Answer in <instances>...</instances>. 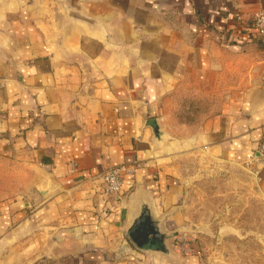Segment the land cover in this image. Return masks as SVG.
Returning a JSON list of instances; mask_svg holds the SVG:
<instances>
[{
  "label": "crops",
  "instance_id": "1",
  "mask_svg": "<svg viewBox=\"0 0 264 264\" xmlns=\"http://www.w3.org/2000/svg\"><path fill=\"white\" fill-rule=\"evenodd\" d=\"M261 11L264 0H0V110L17 158L15 197L0 201V264L158 262L125 233L136 196L170 212L165 227L181 200L179 170L155 156L146 122L175 147L253 164L264 44L249 25ZM193 106L198 121L182 119ZM117 166L131 174L112 199L96 177ZM188 241L186 264H201Z\"/></svg>",
  "mask_w": 264,
  "mask_h": 264
},
{
  "label": "rangeland",
  "instance_id": "2",
  "mask_svg": "<svg viewBox=\"0 0 264 264\" xmlns=\"http://www.w3.org/2000/svg\"><path fill=\"white\" fill-rule=\"evenodd\" d=\"M203 111L196 106L184 109L182 119L198 121ZM10 138L2 127L0 110V201L15 197L10 189L17 158L12 156ZM153 141L159 152L155 156L170 171L179 170L174 173L181 182L180 205L166 228L177 230L184 244L188 238L199 242L201 264H264V190L254 175L258 164H225L206 156L191 141L175 147L178 141L171 133L165 132L161 143ZM25 216H30L28 211ZM178 237L173 239V248L182 253L183 249L176 248Z\"/></svg>",
  "mask_w": 264,
  "mask_h": 264
},
{
  "label": "water",
  "instance_id": "3",
  "mask_svg": "<svg viewBox=\"0 0 264 264\" xmlns=\"http://www.w3.org/2000/svg\"><path fill=\"white\" fill-rule=\"evenodd\" d=\"M153 134V139L161 143L165 133L157 121L146 122ZM132 195V193H131ZM135 208L130 212L125 233L131 243L140 251L156 255L160 264H186V256L180 252L174 253L170 243L172 236L179 232L169 231L165 222L170 212L158 215L152 202L144 195L135 198Z\"/></svg>",
  "mask_w": 264,
  "mask_h": 264
},
{
  "label": "built area",
  "instance_id": "4",
  "mask_svg": "<svg viewBox=\"0 0 264 264\" xmlns=\"http://www.w3.org/2000/svg\"><path fill=\"white\" fill-rule=\"evenodd\" d=\"M250 33L254 36V40L264 44V12H259L249 25ZM253 161L258 164V168L264 169V136L261 138L257 156L253 157ZM125 174H131V170L123 166L112 167L96 177L103 193L112 199H119L124 195L123 179ZM177 239L176 248L182 250L184 243ZM184 251V250H182ZM148 264H160L157 262H149Z\"/></svg>",
  "mask_w": 264,
  "mask_h": 264
}]
</instances>
